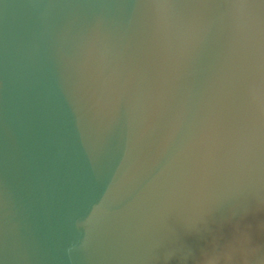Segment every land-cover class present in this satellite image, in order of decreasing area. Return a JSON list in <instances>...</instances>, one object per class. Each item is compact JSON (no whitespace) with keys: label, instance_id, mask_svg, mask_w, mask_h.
I'll list each match as a JSON object with an SVG mask.
<instances>
[{"label":"water","instance_id":"water-1","mask_svg":"<svg viewBox=\"0 0 264 264\" xmlns=\"http://www.w3.org/2000/svg\"><path fill=\"white\" fill-rule=\"evenodd\" d=\"M0 264H264V0H0Z\"/></svg>","mask_w":264,"mask_h":264}]
</instances>
